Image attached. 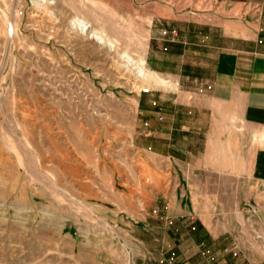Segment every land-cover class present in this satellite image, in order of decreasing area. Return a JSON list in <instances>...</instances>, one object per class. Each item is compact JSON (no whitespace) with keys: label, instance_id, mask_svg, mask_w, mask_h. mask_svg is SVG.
<instances>
[{"label":"rangeland","instance_id":"rangeland-1","mask_svg":"<svg viewBox=\"0 0 264 264\" xmlns=\"http://www.w3.org/2000/svg\"><path fill=\"white\" fill-rule=\"evenodd\" d=\"M213 14L224 0H0V264H264V185L224 181V209L189 215L216 241L194 243L169 206L191 182L153 134L196 92L168 45L180 33L204 44ZM221 184L197 179L200 202Z\"/></svg>","mask_w":264,"mask_h":264},{"label":"crops","instance_id":"crops-1","mask_svg":"<svg viewBox=\"0 0 264 264\" xmlns=\"http://www.w3.org/2000/svg\"><path fill=\"white\" fill-rule=\"evenodd\" d=\"M234 8L239 10L232 15ZM213 16L212 25L204 27L211 34L204 44L180 33V39L168 45L179 62L180 87L196 92L190 102L167 107L153 131L160 138L155 141L166 146L158 155L171 164L178 179L189 178L192 183L180 187L175 182L169 206L181 217L173 221L194 227L189 240L204 241L211 248L218 236L216 228L199 215L190 218L194 209L202 204L204 209H224V181L229 179H237L242 188L246 178L253 191L264 185V0H224V14ZM204 84L208 90H199ZM229 125L244 127L242 133L232 131L231 142L225 136ZM199 178L222 179L220 187L205 190V195L217 199L200 202ZM202 262L198 253L188 264Z\"/></svg>","mask_w":264,"mask_h":264},{"label":"bare ground","instance_id":"bare-ground-1","mask_svg":"<svg viewBox=\"0 0 264 264\" xmlns=\"http://www.w3.org/2000/svg\"><path fill=\"white\" fill-rule=\"evenodd\" d=\"M100 40H105L102 35L98 37ZM109 45L111 47H116V43H112V42H109ZM125 52V51H124ZM121 58L122 61L124 62V66L125 67H133L134 70L136 71V73H138V76H141V77H150V71L147 70L144 66V59L143 58H134L132 57L131 55L127 54V53H123L121 55ZM159 84L160 83V80H158Z\"/></svg>","mask_w":264,"mask_h":264},{"label":"built area","instance_id":"built-area-1","mask_svg":"<svg viewBox=\"0 0 264 264\" xmlns=\"http://www.w3.org/2000/svg\"><path fill=\"white\" fill-rule=\"evenodd\" d=\"M208 252V251H207Z\"/></svg>","mask_w":264,"mask_h":264}]
</instances>
